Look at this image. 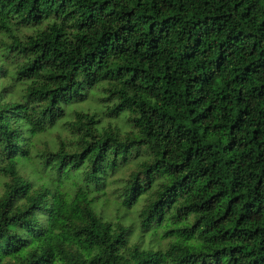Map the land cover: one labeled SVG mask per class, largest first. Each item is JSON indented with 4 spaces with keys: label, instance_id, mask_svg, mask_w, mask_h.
<instances>
[{
    "label": "trees",
    "instance_id": "16d2710c",
    "mask_svg": "<svg viewBox=\"0 0 264 264\" xmlns=\"http://www.w3.org/2000/svg\"><path fill=\"white\" fill-rule=\"evenodd\" d=\"M0 264H264V0H0Z\"/></svg>",
    "mask_w": 264,
    "mask_h": 264
},
{
    "label": "rangeland",
    "instance_id": "374dc122",
    "mask_svg": "<svg viewBox=\"0 0 264 264\" xmlns=\"http://www.w3.org/2000/svg\"><path fill=\"white\" fill-rule=\"evenodd\" d=\"M97 94H95L93 96V99H89L88 102L86 103H103V102H100L98 100L99 98V93L96 92ZM107 119L104 120V124L107 123ZM112 124H119L118 122H112ZM57 129H54L52 130V132L50 134L48 133H45V134H42L38 137V143H36V146L40 149L42 148L43 146H45L46 144H49L50 143V140L52 139H58L57 138ZM62 135H64V133H62ZM132 169V166H130V168L126 169L125 171H120L117 176L119 178H125L127 176V174L131 171ZM115 185V184H114ZM114 185L113 186H109L106 188V191H105V194H101L100 196V201H103L100 206V209L102 208L104 213H106L107 216H110V215H115L116 211H115V204H114V201L113 199L114 196H113V193H112V190L114 188ZM142 201L139 202L140 205H142ZM130 217L134 218V214L133 213H130L129 214Z\"/></svg>",
    "mask_w": 264,
    "mask_h": 264
}]
</instances>
